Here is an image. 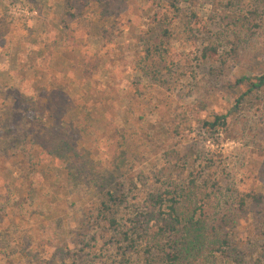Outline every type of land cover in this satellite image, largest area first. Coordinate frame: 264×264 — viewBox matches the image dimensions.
<instances>
[{"label":"rangeland","instance_id":"obj_1","mask_svg":"<svg viewBox=\"0 0 264 264\" xmlns=\"http://www.w3.org/2000/svg\"><path fill=\"white\" fill-rule=\"evenodd\" d=\"M262 74L264 0H0V264H139L119 230L135 210L155 230L150 194L192 180L243 251L217 264H264ZM70 122L93 170L57 186L47 136ZM123 158L140 199L115 229L98 187Z\"/></svg>","mask_w":264,"mask_h":264},{"label":"trees","instance_id":"obj_2","mask_svg":"<svg viewBox=\"0 0 264 264\" xmlns=\"http://www.w3.org/2000/svg\"><path fill=\"white\" fill-rule=\"evenodd\" d=\"M235 21L241 24L238 18ZM217 51L216 45L211 46L210 49L209 46H206L202 54L204 58L214 57L217 59L218 57L209 53L218 55ZM221 59L226 62V59ZM244 81H246L245 78H240L238 83ZM256 81L250 82V90L247 93L264 85V74L258 76ZM241 97L238 101H241ZM227 117V114L217 115L213 122L206 121L205 124L217 128V126L226 124ZM68 125L71 129L70 134L65 133V127L61 124L55 134L53 131H49L47 136L50 143L46 152L53 160L56 159L64 164L63 167L56 169L55 185L57 186L60 185L59 180L61 179H64L66 183L67 181L75 183L79 178L87 176L84 174L85 170H87V174H92L90 171L93 170L90 161L86 158H83L81 163L78 161L81 155L73 137L80 131L79 123L70 122ZM125 165L123 158L116 166L115 171L107 174V181L121 177ZM106 178H102L103 183L98 187L102 196L98 207L99 215L102 216L101 220L109 224V227L118 229L120 225L115 213L120 211L123 205L138 203L140 198L138 195L134 198L127 197L126 191L131 189H126V179H118L115 182L113 180L107 188ZM191 185L193 190L190 194L185 192V188L180 187L173 191L167 190L168 193L150 194L153 208L149 213L152 219H156L155 230L152 231L153 228L142 226L143 222H140L141 220L137 217L139 215L137 210L133 211L132 220L124 224L125 228L119 230L123 235L120 241L126 243V250L137 254L142 252L144 261H139V264H217L216 254L219 252L228 258L234 255L235 259L243 255L239 246H232L229 237L220 234L216 224H211V219L207 217L204 208L198 204L203 194L201 187L197 186L194 180ZM169 194L172 196L167 198ZM218 223L221 227L220 222ZM232 227L235 226L232 225ZM259 264L263 263L259 261Z\"/></svg>","mask_w":264,"mask_h":264}]
</instances>
